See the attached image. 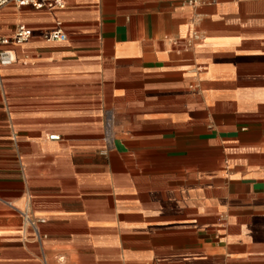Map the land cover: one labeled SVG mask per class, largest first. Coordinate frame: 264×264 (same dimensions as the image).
<instances>
[{"label": "crops", "instance_id": "obj_1", "mask_svg": "<svg viewBox=\"0 0 264 264\" xmlns=\"http://www.w3.org/2000/svg\"><path fill=\"white\" fill-rule=\"evenodd\" d=\"M188 1L0 9V264H264V0Z\"/></svg>", "mask_w": 264, "mask_h": 264}, {"label": "built area", "instance_id": "obj_2", "mask_svg": "<svg viewBox=\"0 0 264 264\" xmlns=\"http://www.w3.org/2000/svg\"><path fill=\"white\" fill-rule=\"evenodd\" d=\"M203 0H189L188 4L190 6H197L201 4ZM7 6H14L16 8L29 7L34 10H53L55 8L62 9L64 4L62 0H0V9ZM32 36V31L27 29L23 25H19L15 28L13 34L10 37L0 36V67L10 66L15 61V56L9 49L11 46H21L25 44ZM43 39L45 41H64L65 34L57 29L55 31H49L43 34ZM114 113L112 111H107L104 115L103 120V136L102 141L105 146V151H109L113 147L115 140V123H114ZM49 139L57 140V136H51ZM22 222L28 228L37 235L38 240L39 224L43 223V220H38L32 218L28 212H20ZM43 264L45 260L42 258Z\"/></svg>", "mask_w": 264, "mask_h": 264}]
</instances>
